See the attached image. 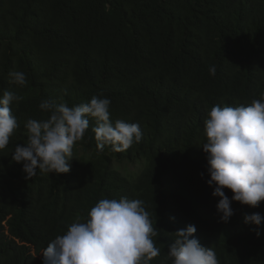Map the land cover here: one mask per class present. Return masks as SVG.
<instances>
[{
	"label": "trees",
	"instance_id": "1",
	"mask_svg": "<svg viewBox=\"0 0 264 264\" xmlns=\"http://www.w3.org/2000/svg\"><path fill=\"white\" fill-rule=\"evenodd\" d=\"M13 71L26 74L25 86L11 82ZM5 90L23 100L13 105L20 127L0 151V264H43L52 240L101 199L121 197L151 214L160 248L151 264H171L174 233L188 225L220 264H264V222L245 223L264 217V201H233L222 222L202 148L213 106L264 99V0H0ZM93 96L111 100L113 122L139 123L141 142L98 151L89 117L71 171L28 179L12 155L27 143L26 121L49 117L41 101L75 106Z\"/></svg>",
	"mask_w": 264,
	"mask_h": 264
},
{
	"label": "clouds",
	"instance_id": "2",
	"mask_svg": "<svg viewBox=\"0 0 264 264\" xmlns=\"http://www.w3.org/2000/svg\"><path fill=\"white\" fill-rule=\"evenodd\" d=\"M216 75L215 66L209 68ZM11 82L25 86L23 71L10 73ZM23 97L5 90L0 96V151L20 127L13 112L14 103ZM111 100L93 96L90 102L69 106L43 99L39 108L49 114L47 119L29 118L26 144L15 147L12 159L23 163L28 179L40 172L67 174L71 171L75 144L89 129V117L97 150L110 146L113 152H124L142 140L139 123L111 119ZM207 154V181L215 186L213 196L219 197L217 211L221 221L229 222L234 215L233 201L258 207L264 201V99H254L247 106H213L204 121ZM229 189L231 199L225 194ZM86 221L72 223L65 234L57 236L41 252L43 264H151L160 255L154 237L158 235L151 214L141 199H101L88 213ZM264 217L259 213L245 217V223L260 226ZM197 229L188 225L176 231L168 249L171 264H220L215 250L204 247L194 238Z\"/></svg>",
	"mask_w": 264,
	"mask_h": 264
},
{
	"label": "rangeland",
	"instance_id": "3",
	"mask_svg": "<svg viewBox=\"0 0 264 264\" xmlns=\"http://www.w3.org/2000/svg\"><path fill=\"white\" fill-rule=\"evenodd\" d=\"M131 170L133 169V167L130 168Z\"/></svg>",
	"mask_w": 264,
	"mask_h": 264
}]
</instances>
